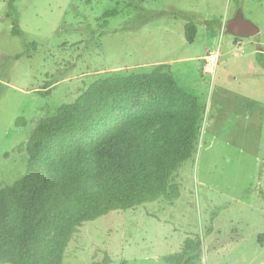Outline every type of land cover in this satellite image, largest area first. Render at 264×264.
<instances>
[{"label":"rangeland","instance_id":"rangeland-1","mask_svg":"<svg viewBox=\"0 0 264 264\" xmlns=\"http://www.w3.org/2000/svg\"><path fill=\"white\" fill-rule=\"evenodd\" d=\"M10 1L0 0V187L26 170V155L13 150L28 140L32 120L53 116L100 78L166 65L174 78L166 88L184 94L183 102L198 96L202 106L195 153L171 177L180 198L85 223L63 264H92L103 253L128 264H175L185 241L198 238L195 264H264V69L255 61L264 54V0H134L140 10L131 0H15L13 9ZM112 10L117 16L103 26ZM168 11L200 18L193 44L185 40L187 21ZM7 12L18 18L23 37L11 34ZM239 12L259 28L257 36L227 34ZM203 20L221 29L213 34ZM210 55L217 66L206 76ZM65 69L66 78L45 96L51 77ZM173 106L142 91L116 116L147 109L169 115ZM17 118L24 127L15 126ZM118 153V143L103 147L107 158ZM56 237L55 229L45 235L49 244Z\"/></svg>","mask_w":264,"mask_h":264},{"label":"trees","instance_id":"trees-1","mask_svg":"<svg viewBox=\"0 0 264 264\" xmlns=\"http://www.w3.org/2000/svg\"><path fill=\"white\" fill-rule=\"evenodd\" d=\"M13 1L8 3L10 9ZM130 6L141 9L134 0ZM117 14L104 13L102 25ZM164 14L187 21L185 40L193 44L200 18L181 11ZM5 17L11 21V34L23 37L18 18L8 12ZM203 23L213 34L221 29L217 21ZM255 61L264 69V54L256 53ZM165 69L160 65L149 73L100 78L53 116L32 120L28 140L13 150L26 155V170L19 180L0 187L1 264H63L66 248L85 223L161 199L180 198L171 177L193 157L203 113L198 96L183 102L184 94L166 88L174 78ZM68 72L51 77L45 96ZM142 91L153 92L156 102H174L170 114L147 109L118 119L116 113ZM15 126L24 127L25 119L17 118ZM108 143H118L120 153L107 158L103 147ZM51 229L57 231L53 244L45 239ZM201 245L199 238L186 240L175 264H195L191 255ZM92 264L128 262L103 253L102 260Z\"/></svg>","mask_w":264,"mask_h":264},{"label":"water","instance_id":"water-1","mask_svg":"<svg viewBox=\"0 0 264 264\" xmlns=\"http://www.w3.org/2000/svg\"><path fill=\"white\" fill-rule=\"evenodd\" d=\"M225 30L228 35L240 38L255 37L260 32L259 28L246 20L241 12L237 13L231 21L227 22Z\"/></svg>","mask_w":264,"mask_h":264},{"label":"built area","instance_id":"built-area-1","mask_svg":"<svg viewBox=\"0 0 264 264\" xmlns=\"http://www.w3.org/2000/svg\"><path fill=\"white\" fill-rule=\"evenodd\" d=\"M217 55H210L206 58V67L204 68V74L206 76H211L214 68L217 66Z\"/></svg>","mask_w":264,"mask_h":264}]
</instances>
